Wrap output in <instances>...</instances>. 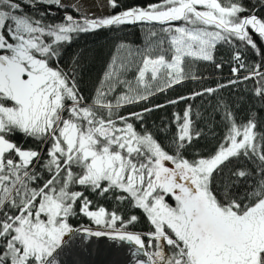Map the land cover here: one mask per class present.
<instances>
[{
	"label": "snow or ice",
	"instance_id": "obj_1",
	"mask_svg": "<svg viewBox=\"0 0 264 264\" xmlns=\"http://www.w3.org/2000/svg\"><path fill=\"white\" fill-rule=\"evenodd\" d=\"M0 264H264V0H0Z\"/></svg>",
	"mask_w": 264,
	"mask_h": 264
},
{
	"label": "trees",
	"instance_id": "obj_2",
	"mask_svg": "<svg viewBox=\"0 0 264 264\" xmlns=\"http://www.w3.org/2000/svg\"><path fill=\"white\" fill-rule=\"evenodd\" d=\"M59 15H57V19H59ZM114 35L111 32L108 31H102L98 35H88L86 37L78 38L76 43H74L73 47L69 50V52L74 51H83L87 50V56H88V64H87V71L83 75V79L81 81V88L86 96H90L94 88L98 82L99 77L102 74L103 68L106 64V62L109 60L111 54L113 53V45L116 41H114ZM120 36L124 37L125 40L129 43H132L133 45L140 42V34L139 29H132L128 33H119ZM218 59H225L223 56H218ZM196 70L199 74H201L204 78V85L207 86H215L216 82H226L228 77L230 76V65L225 62V66L217 70L213 67L199 64L196 66ZM199 82H186L184 88L182 89L180 94H187L189 90L197 89L199 88ZM244 86L242 85L241 88ZM247 87H252V84L249 83ZM241 89H234L231 93V98L233 100H236L238 97L236 93L240 91ZM177 92H171L170 95L173 97L177 95ZM225 99H228L229 97V91H224ZM164 97L161 96L159 98V101H163ZM191 103L194 105V109L200 111L203 113L205 109L208 111H211V105L215 103V99L210 97H204L203 99L197 98L194 101H191ZM184 107V104H180L178 108L173 109L169 107L166 110H161L152 113L151 117L147 121V126L155 131V126L159 125L162 120H167L170 118L171 113L174 110H182ZM127 110H135V109H127ZM203 127V125H201ZM139 127V125H137ZM206 144L205 141L201 142V147H203ZM206 150V149H205Z\"/></svg>",
	"mask_w": 264,
	"mask_h": 264
},
{
	"label": "rangeland",
	"instance_id": "obj_3",
	"mask_svg": "<svg viewBox=\"0 0 264 264\" xmlns=\"http://www.w3.org/2000/svg\"><path fill=\"white\" fill-rule=\"evenodd\" d=\"M89 3H91V0H89ZM91 11L95 12L96 15H104V14L107 13L108 10L107 9H104L103 11H101L100 9H97L95 7H92L91 8Z\"/></svg>",
	"mask_w": 264,
	"mask_h": 264
}]
</instances>
